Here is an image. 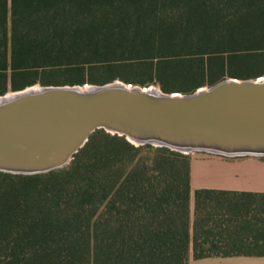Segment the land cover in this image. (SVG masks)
I'll return each mask as SVG.
<instances>
[{"label": "trees", "instance_id": "trees-1", "mask_svg": "<svg viewBox=\"0 0 264 264\" xmlns=\"http://www.w3.org/2000/svg\"><path fill=\"white\" fill-rule=\"evenodd\" d=\"M230 78H264V0H0V96L117 80L191 94ZM190 167L98 130L62 169L0 171V264L264 255V194H193Z\"/></svg>", "mask_w": 264, "mask_h": 264}, {"label": "water", "instance_id": "water-1", "mask_svg": "<svg viewBox=\"0 0 264 264\" xmlns=\"http://www.w3.org/2000/svg\"><path fill=\"white\" fill-rule=\"evenodd\" d=\"M98 130L186 154L264 156V78L225 79L191 94L121 80L11 92L0 96V171L62 169Z\"/></svg>", "mask_w": 264, "mask_h": 264}, {"label": "crops", "instance_id": "crops-1", "mask_svg": "<svg viewBox=\"0 0 264 264\" xmlns=\"http://www.w3.org/2000/svg\"><path fill=\"white\" fill-rule=\"evenodd\" d=\"M189 154L193 194L197 190L264 194V156L231 157L203 151ZM189 264H264V255L213 256L204 259H195L191 255Z\"/></svg>", "mask_w": 264, "mask_h": 264}, {"label": "rangeland", "instance_id": "rangeland-1", "mask_svg": "<svg viewBox=\"0 0 264 264\" xmlns=\"http://www.w3.org/2000/svg\"><path fill=\"white\" fill-rule=\"evenodd\" d=\"M103 65L104 64H95V66H86V70L88 71V72H99V73H102V72H104V68H103ZM128 69H131V68H128ZM263 78H261V79H259V80H262ZM90 85V84H89ZM89 85H86V86H84V87H87V86H89ZM37 87H39V86H42L41 84H37L36 85ZM35 86V87H36ZM151 87H156V88H158V89H161L160 88V86L159 85H152ZM206 89V88H205ZM162 90V89H161ZM163 91V90H162ZM9 93H11V92H9ZM8 93V94H9Z\"/></svg>", "mask_w": 264, "mask_h": 264}, {"label": "bare ground", "instance_id": "bare-ground-1", "mask_svg": "<svg viewBox=\"0 0 264 264\" xmlns=\"http://www.w3.org/2000/svg\"><path fill=\"white\" fill-rule=\"evenodd\" d=\"M155 88V87H154ZM158 89V88H157Z\"/></svg>", "mask_w": 264, "mask_h": 264}]
</instances>
